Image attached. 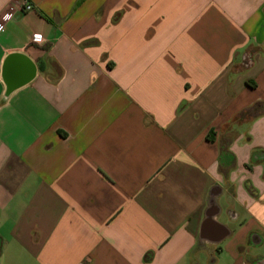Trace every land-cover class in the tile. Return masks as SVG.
Listing matches in <instances>:
<instances>
[{"label":"crops","instance_id":"1","mask_svg":"<svg viewBox=\"0 0 264 264\" xmlns=\"http://www.w3.org/2000/svg\"><path fill=\"white\" fill-rule=\"evenodd\" d=\"M27 1L0 0V264H264V0Z\"/></svg>","mask_w":264,"mask_h":264},{"label":"built area","instance_id":"2","mask_svg":"<svg viewBox=\"0 0 264 264\" xmlns=\"http://www.w3.org/2000/svg\"><path fill=\"white\" fill-rule=\"evenodd\" d=\"M24 9H25L26 11H30V10L33 9V6H32V4H30V3L26 0V2H25V6H24ZM1 28H2V26H0V30H1ZM34 39L37 40V41H38V40H42V39H43V36H42V34L37 33V34L34 35Z\"/></svg>","mask_w":264,"mask_h":264}]
</instances>
